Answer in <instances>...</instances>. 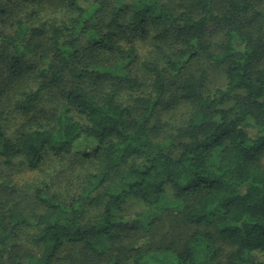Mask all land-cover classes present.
I'll return each instance as SVG.
<instances>
[{"label":"trees","instance_id":"obj_1","mask_svg":"<svg viewBox=\"0 0 264 264\" xmlns=\"http://www.w3.org/2000/svg\"><path fill=\"white\" fill-rule=\"evenodd\" d=\"M263 154L264 0H0V264H264Z\"/></svg>","mask_w":264,"mask_h":264},{"label":"rangeland","instance_id":"obj_2","mask_svg":"<svg viewBox=\"0 0 264 264\" xmlns=\"http://www.w3.org/2000/svg\"><path fill=\"white\" fill-rule=\"evenodd\" d=\"M223 84V73H221L219 69H213L205 83V89L210 91ZM262 163H264V154L262 156ZM12 172L16 179H26L29 177V175H31V173L20 166V164L14 166ZM136 213H140L143 218H147L150 215L147 207L142 202L138 201L137 199H129L123 207V214L133 216Z\"/></svg>","mask_w":264,"mask_h":264}]
</instances>
